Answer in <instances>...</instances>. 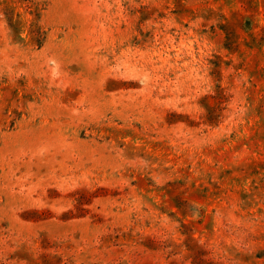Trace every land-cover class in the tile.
<instances>
[{"label":"rangeland","instance_id":"374dc122","mask_svg":"<svg viewBox=\"0 0 264 264\" xmlns=\"http://www.w3.org/2000/svg\"><path fill=\"white\" fill-rule=\"evenodd\" d=\"M0 264H264V0H0Z\"/></svg>","mask_w":264,"mask_h":264}]
</instances>
